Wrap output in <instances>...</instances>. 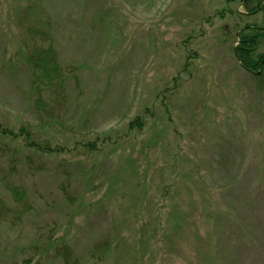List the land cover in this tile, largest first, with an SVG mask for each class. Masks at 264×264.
Returning <instances> with one entry per match:
<instances>
[{
    "label": "rangeland",
    "instance_id": "1",
    "mask_svg": "<svg viewBox=\"0 0 264 264\" xmlns=\"http://www.w3.org/2000/svg\"><path fill=\"white\" fill-rule=\"evenodd\" d=\"M245 11L240 0H0V121L59 148L37 157L9 140L13 172L3 151L0 264H62L57 239L83 264H264V82L232 50L237 27L262 17ZM45 14L68 71L53 115L25 61L26 27ZM135 117L144 125L130 132Z\"/></svg>",
    "mask_w": 264,
    "mask_h": 264
},
{
    "label": "trees",
    "instance_id": "2",
    "mask_svg": "<svg viewBox=\"0 0 264 264\" xmlns=\"http://www.w3.org/2000/svg\"><path fill=\"white\" fill-rule=\"evenodd\" d=\"M240 1L246 9L244 13L256 15V17L260 15L262 21H247L237 27L236 43L232 49L233 54L241 68L253 74L256 78L259 77L262 83L264 82V50L260 47L264 44V0ZM35 6L39 7L37 3ZM26 28L30 47L25 55V61L32 74L31 81L36 94L35 102L48 115H53V112L66 102L68 71L59 58L60 55L55 44L50 18L46 14L42 15L33 24H28ZM20 124L18 127H14L0 121V165L2 166L3 154L11 151L12 154L6 160V167L10 172L15 171L14 160L18 151L9 145V140L20 141L23 148L31 151L32 155L36 156L59 151V148L53 146L50 140L40 139L31 128L30 123ZM143 125V118L135 117L129 122L128 131L141 129ZM96 142L97 140L90 141L89 144L96 149ZM32 155H26V157L29 159ZM8 188L19 204L25 201L26 192L23 187L12 184ZM53 245L56 246L55 252L61 258L62 264H83L81 256L70 248L69 244L63 239L53 241Z\"/></svg>",
    "mask_w": 264,
    "mask_h": 264
}]
</instances>
